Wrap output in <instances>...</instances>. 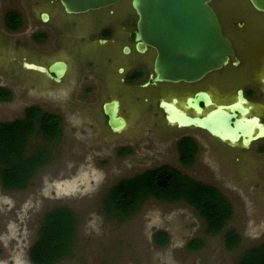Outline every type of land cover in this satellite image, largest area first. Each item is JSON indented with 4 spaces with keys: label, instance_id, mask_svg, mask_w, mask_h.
Returning <instances> with one entry per match:
<instances>
[{
    "label": "rangeland",
    "instance_id": "obj_1",
    "mask_svg": "<svg viewBox=\"0 0 264 264\" xmlns=\"http://www.w3.org/2000/svg\"><path fill=\"white\" fill-rule=\"evenodd\" d=\"M50 1L0 0V42L4 45L0 49V86L12 92L11 100L0 101V122L21 119L28 107L36 105L60 115L65 124L57 141L49 142L38 134L30 139L29 154L41 146L51 157L25 188L6 189L0 178V264H35L29 250L38 239L45 215L55 208L71 210L77 220L71 254L57 264H238L248 249L264 243V154L230 149L202 134L198 138L199 154L188 167L180 160L178 132L170 124L177 113L167 115V122L156 112H139V106L133 108L127 98L123 100L125 112H119L118 117L123 129L116 132L110 120L106 122L98 97L85 87L96 89L99 78L81 81L84 59L92 48L77 41V33L72 30H66L60 41L39 21V14L49 11L59 23L62 8ZM220 1L229 4L221 7ZM127 3L130 0L122 5ZM215 3L242 61L229 68L233 82L236 86L257 84L264 92V15L248 10L247 0L240 4H236L238 0ZM10 8L18 9L23 16V27L15 35L2 21L4 11ZM83 32L88 36L90 30ZM41 34L46 35L44 42L38 39ZM59 58L67 64L61 82L25 64L43 67ZM117 82L108 75L103 88L110 90ZM214 94L216 104L223 107L227 98ZM115 107L118 109L116 102ZM255 110L264 116V101L256 102ZM206 117L211 132L232 139L239 135L231 130L229 117L220 120L214 112ZM256 119L237 120L249 138ZM246 141L243 139L244 144ZM123 146H129L131 152L123 153ZM162 165L214 185L226 196L234 215L222 232L209 235L205 222L183 201L151 198L131 216L108 215L105 198L112 186ZM227 230L241 236L236 249H229L225 243ZM158 231L169 235L167 245L156 243ZM193 239H201L204 247L189 249Z\"/></svg>",
    "mask_w": 264,
    "mask_h": 264
},
{
    "label": "flooded vegetation",
    "instance_id": "obj_2",
    "mask_svg": "<svg viewBox=\"0 0 264 264\" xmlns=\"http://www.w3.org/2000/svg\"><path fill=\"white\" fill-rule=\"evenodd\" d=\"M124 1L125 0L113 6L85 13L67 14L64 11L60 0H51L50 2L57 3L62 8L63 17L61 16L59 23L57 24L54 22L49 11V19L47 21L42 19V12L44 11L38 16L39 21L50 27L52 30L51 33L59 36L60 41L66 30H72V32L77 33V41H80L82 45L86 43V45L88 44L92 48L91 54H86L83 63L84 69L80 76L81 81L85 79L94 82L93 80L96 81L97 78H99L98 81L95 82L98 83L96 89L90 88L89 86L85 87L89 94L91 93L95 95L96 98L98 97L101 112H106L105 106L108 104L115 106V102L118 104V109H116L117 112H125L126 108L123 104V100L127 98L133 108L137 106L138 109L139 106V112H156V114H161L163 119L167 122V115L170 114L169 112H188L191 115L200 117L207 115L209 112H222L226 114H232L235 112L238 114V119L242 117L253 118L256 116V124L253 128L251 138L260 133H264V116L256 113L258 111L255 110V103H262L264 101V92L259 89L257 84L252 83L244 86H236L233 82L229 68L239 66L242 61L237 52L233 38L226 30L221 11L216 3H214V7L219 14L224 34L229 36L233 42L235 57H232L228 64L218 70L208 73L199 81L192 83L162 82L145 85L150 80V76L154 73L153 64L156 50L151 46H148L143 52L137 49L135 36L138 16L130 3H127L126 6L122 5ZM226 4L229 3L220 1V6ZM248 5L250 6L248 7V10L255 14L264 15V12L253 8L249 1ZM11 12H16L21 15L22 26L19 29H11L8 26L6 18ZM2 21L8 31L12 34L14 33V35L23 27V16L21 12L15 8H10L7 11L5 10L2 16ZM239 23L242 25L243 21L239 20ZM84 28L90 30L88 36L84 35ZM101 40H105V42H102ZM41 41H43V39ZM126 46L129 47L128 52H125ZM2 47H4V45L0 42V49ZM55 60L61 59L59 58ZM83 73L89 75L83 76ZM108 75H110L111 78L115 77L118 79L117 86L110 90L103 88ZM0 88L7 87L0 86ZM215 92L219 96L227 98V100L224 101V106L221 108L216 104L218 101L214 94ZM239 93L241 94V99L239 98ZM236 102L239 103L238 106H228ZM165 104L168 105V107H166ZM198 107H201L202 109L198 110ZM240 108H242V110H240ZM199 112L205 113L200 114ZM242 112H245V114ZM108 119L109 118L106 114L107 123ZM172 127H175V132H178V151L179 142L182 138L189 137L195 141L197 144L195 161L199 154L198 138L202 134L220 141L230 149L236 148L240 151H255L262 155L264 154V137L250 140L249 145L246 146L243 143V139H250L248 135H241L240 140L237 143H231L229 140H222L218 136H214L208 130L203 128L195 126L180 127L177 123ZM239 133L241 134V132ZM123 143L126 142L124 141L120 144ZM125 146L122 147L124 149L121 151L123 152V150L127 149L131 152V148L129 146L125 148ZM237 158L238 160L240 159L239 157Z\"/></svg>",
    "mask_w": 264,
    "mask_h": 264
},
{
    "label": "trees",
    "instance_id": "obj_3",
    "mask_svg": "<svg viewBox=\"0 0 264 264\" xmlns=\"http://www.w3.org/2000/svg\"><path fill=\"white\" fill-rule=\"evenodd\" d=\"M6 19L11 29L22 26L19 13L11 12ZM38 37L41 41L44 35ZM11 98L10 90L0 88V101ZM63 128L64 119L60 115L36 105L28 107L21 119L0 122V178L4 188H25L38 168L49 163L51 155L44 147L37 146L32 153H28L30 139L38 134L49 142L57 141L64 133ZM179 152L181 162L190 167L195 163L197 144L192 138L184 137L179 142ZM151 198L189 204L205 222L209 235L222 232L234 215L231 202L216 186L198 181L170 165L122 179L110 188L105 198V209L108 215L128 217ZM76 224L75 214L67 208H55L48 212L38 232V239L29 250L32 262L57 264L68 257ZM224 238L231 250L241 242V236L235 230H227ZM169 240L165 231L155 234V241L160 246L167 245ZM203 247L201 239H193L188 244L191 250ZM238 264H264V243L248 249Z\"/></svg>",
    "mask_w": 264,
    "mask_h": 264
},
{
    "label": "water",
    "instance_id": "obj_4",
    "mask_svg": "<svg viewBox=\"0 0 264 264\" xmlns=\"http://www.w3.org/2000/svg\"><path fill=\"white\" fill-rule=\"evenodd\" d=\"M123 0H60L64 11L67 14L85 13L109 6H113ZM216 0H130L135 10L137 20L136 47L143 52L148 46L156 50L153 70L150 80L145 84H158L162 82L192 83L204 78L208 73L218 70L229 63L235 57L233 42L229 36L224 34L219 14L214 3ZM242 0H238L241 3ZM252 7L264 12V0H247ZM42 19H49L48 12H42ZM105 42V40H101ZM129 47H125V52ZM62 61V62H57ZM27 62L28 68L46 72L56 82H61L67 72V64L63 60H55L48 66L31 64ZM41 66V67H38ZM166 107L168 105L165 104ZM198 107V110H201ZM173 113V112H169ZM177 113L175 119L171 120L172 125L180 127H199L208 129L207 115L195 116L188 112ZM203 114L205 112H199ZM106 114L115 128L116 132L123 129L115 106L107 105ZM219 119L225 120L229 117L232 131H238V136L232 139L231 136H219L222 140H229L237 143L242 132L238 125V114H226L214 112ZM233 124V125H232ZM241 132V134L239 133ZM264 137L260 133L250 140Z\"/></svg>",
    "mask_w": 264,
    "mask_h": 264
}]
</instances>
